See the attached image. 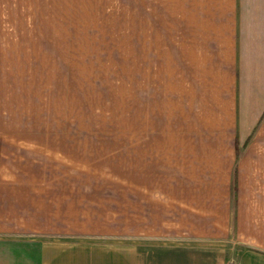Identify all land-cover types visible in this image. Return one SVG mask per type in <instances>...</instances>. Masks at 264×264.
Here are the masks:
<instances>
[{
    "label": "crops",
    "instance_id": "crops-1",
    "mask_svg": "<svg viewBox=\"0 0 264 264\" xmlns=\"http://www.w3.org/2000/svg\"><path fill=\"white\" fill-rule=\"evenodd\" d=\"M118 11L127 129H21ZM229 263L264 264V0H0V264Z\"/></svg>",
    "mask_w": 264,
    "mask_h": 264
},
{
    "label": "rangeland",
    "instance_id": "rangeland-1",
    "mask_svg": "<svg viewBox=\"0 0 264 264\" xmlns=\"http://www.w3.org/2000/svg\"><path fill=\"white\" fill-rule=\"evenodd\" d=\"M114 14V13H112ZM116 15V16H115ZM87 20L105 25L70 27L69 91L63 107L39 109L25 130L124 132L127 129L125 12Z\"/></svg>",
    "mask_w": 264,
    "mask_h": 264
},
{
    "label": "built area",
    "instance_id": "built-area-1",
    "mask_svg": "<svg viewBox=\"0 0 264 264\" xmlns=\"http://www.w3.org/2000/svg\"><path fill=\"white\" fill-rule=\"evenodd\" d=\"M229 264H234V263H229Z\"/></svg>",
    "mask_w": 264,
    "mask_h": 264
}]
</instances>
